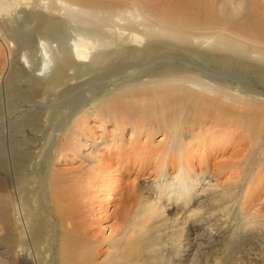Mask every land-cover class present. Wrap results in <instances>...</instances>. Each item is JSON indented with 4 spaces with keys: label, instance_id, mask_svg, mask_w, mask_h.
I'll list each match as a JSON object with an SVG mask.
<instances>
[{
    "label": "bare ground",
    "instance_id": "1",
    "mask_svg": "<svg viewBox=\"0 0 264 264\" xmlns=\"http://www.w3.org/2000/svg\"><path fill=\"white\" fill-rule=\"evenodd\" d=\"M222 1L0 0V264H94L75 213L83 181L69 183L54 168L81 156L98 163L99 153L85 149L101 136L120 142L126 131L134 140L143 133L150 151L152 129L130 122V110L126 125L109 109L111 94L146 95L163 86L195 120L215 115L221 127L236 117L244 128L248 114L264 112V10L256 0ZM164 140L165 132L150 154L158 178L171 168L173 176L165 175L175 177V201L186 207L202 172L185 150L178 153L186 166L167 163ZM102 169L95 168L93 193L118 184ZM139 208L146 228L126 264H145L153 249L146 240L155 243L161 231L160 221L149 223L163 209Z\"/></svg>",
    "mask_w": 264,
    "mask_h": 264
},
{
    "label": "rangeland",
    "instance_id": "2",
    "mask_svg": "<svg viewBox=\"0 0 264 264\" xmlns=\"http://www.w3.org/2000/svg\"><path fill=\"white\" fill-rule=\"evenodd\" d=\"M236 1L239 2L222 3L235 5ZM256 4L264 10V0H256ZM4 48L2 45L0 50ZM4 61L1 58L0 65ZM177 97L163 86L146 95L111 94L109 109L120 114L126 125L134 122L139 129L144 125L149 132L152 129L150 151L145 149L143 133L134 140L128 139L126 131L120 142L115 138L117 143H111L110 136H101L94 147L85 149L86 154L99 153L98 163H91L89 156H81L55 166L56 172L71 179L69 183L73 179L83 181L85 188L79 183L80 189L76 190L80 196L76 195L75 213L88 230L85 239L92 243L91 259L94 264H126L130 253L135 257L146 228L139 226L145 220L139 205L146 204L153 205L156 211L162 208L164 215L149 223L160 221L156 227L161 231L153 235L155 243L146 240L153 249L149 253L143 248L142 252L150 254L146 260L142 258L143 263L264 264V112L248 114L242 121L244 128L238 127L236 117L235 122L221 127L215 115L195 120L190 109L178 106ZM129 110L130 122L123 115H128ZM91 113L89 121L93 122ZM145 113H153L155 117H147ZM126 128L130 130L129 126ZM164 132L166 140L160 145L166 151L167 163L186 166L182 157L185 150L193 170L202 172L193 182L191 202L186 207L175 201L181 187H177L175 177L168 176L169 173L173 176L171 168L162 169L163 176L160 174L158 178V160L150 154L156 152L155 146ZM222 133L226 136H221ZM204 138L210 139L206 145L202 144ZM145 152L150 154L148 160L141 158ZM96 166L110 175L109 182H118L117 186L93 193L97 187ZM109 195L111 198L107 200ZM133 198H138V202Z\"/></svg>",
    "mask_w": 264,
    "mask_h": 264
}]
</instances>
